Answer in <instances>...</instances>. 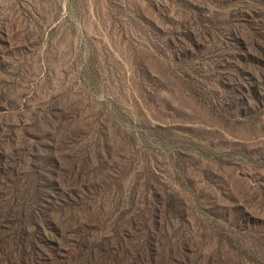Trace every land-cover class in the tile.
<instances>
[{
	"label": "rangeland",
	"instance_id": "374dc122",
	"mask_svg": "<svg viewBox=\"0 0 264 264\" xmlns=\"http://www.w3.org/2000/svg\"><path fill=\"white\" fill-rule=\"evenodd\" d=\"M0 264H264V0H0Z\"/></svg>",
	"mask_w": 264,
	"mask_h": 264
},
{
	"label": "trees",
	"instance_id": "16d2710c",
	"mask_svg": "<svg viewBox=\"0 0 264 264\" xmlns=\"http://www.w3.org/2000/svg\"><path fill=\"white\" fill-rule=\"evenodd\" d=\"M36 226V225H35ZM24 230H25V227H24Z\"/></svg>",
	"mask_w": 264,
	"mask_h": 264
}]
</instances>
